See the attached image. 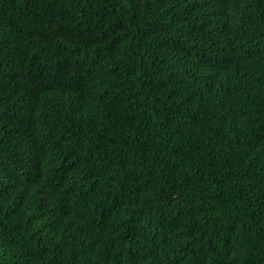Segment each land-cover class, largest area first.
Listing matches in <instances>:
<instances>
[{
  "label": "trees",
  "instance_id": "1",
  "mask_svg": "<svg viewBox=\"0 0 264 264\" xmlns=\"http://www.w3.org/2000/svg\"><path fill=\"white\" fill-rule=\"evenodd\" d=\"M0 264H264V0H0Z\"/></svg>",
  "mask_w": 264,
  "mask_h": 264
}]
</instances>
